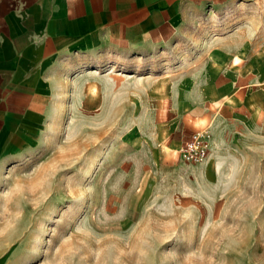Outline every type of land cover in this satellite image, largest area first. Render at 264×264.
I'll return each instance as SVG.
<instances>
[{
    "label": "rangeland",
    "instance_id": "obj_1",
    "mask_svg": "<svg viewBox=\"0 0 264 264\" xmlns=\"http://www.w3.org/2000/svg\"><path fill=\"white\" fill-rule=\"evenodd\" d=\"M222 36L264 44V0L193 20L173 57ZM112 74L117 103L61 104L1 169L0 264H264V136L226 131L207 166L184 163L156 141L143 73ZM209 123L182 129L207 132V156Z\"/></svg>",
    "mask_w": 264,
    "mask_h": 264
},
{
    "label": "crops",
    "instance_id": "obj_2",
    "mask_svg": "<svg viewBox=\"0 0 264 264\" xmlns=\"http://www.w3.org/2000/svg\"><path fill=\"white\" fill-rule=\"evenodd\" d=\"M230 4L0 0V171L17 144L54 119L61 104L76 106L93 90L101 102L117 103L123 90L112 73L126 65L143 73L135 74L133 86L148 118L168 120L156 141L170 152L186 140L187 121H210L203 166L226 131L264 136V44L252 49L230 37L206 38L183 59L173 57L193 20Z\"/></svg>",
    "mask_w": 264,
    "mask_h": 264
},
{
    "label": "built area",
    "instance_id": "obj_3",
    "mask_svg": "<svg viewBox=\"0 0 264 264\" xmlns=\"http://www.w3.org/2000/svg\"><path fill=\"white\" fill-rule=\"evenodd\" d=\"M207 137L205 130L193 133L183 142L177 156L187 164L201 163L208 153Z\"/></svg>",
    "mask_w": 264,
    "mask_h": 264
},
{
    "label": "bare ground",
    "instance_id": "obj_4",
    "mask_svg": "<svg viewBox=\"0 0 264 264\" xmlns=\"http://www.w3.org/2000/svg\"><path fill=\"white\" fill-rule=\"evenodd\" d=\"M169 149H170V148H169ZM165 150H166V151H169L168 148H166ZM205 159H206V158H205ZM205 159H204V160H205ZM204 160H203V161H204ZM203 161H202V162H203ZM202 162H201V163H202Z\"/></svg>",
    "mask_w": 264,
    "mask_h": 264
}]
</instances>
